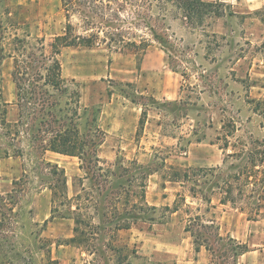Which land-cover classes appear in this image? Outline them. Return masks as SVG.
Wrapping results in <instances>:
<instances>
[{
  "label": "rangeland",
  "instance_id": "374dc122",
  "mask_svg": "<svg viewBox=\"0 0 264 264\" xmlns=\"http://www.w3.org/2000/svg\"><path fill=\"white\" fill-rule=\"evenodd\" d=\"M87 1L99 6L97 14L91 11L99 25L87 30L85 17L77 13L71 19L74 32L86 35L95 30L102 40L93 47L64 48L59 55L63 75L79 90L82 105L99 110L98 123L106 134L100 157L108 162L138 159L153 171L146 193L150 205L156 206L149 212L155 219L138 222L131 227L134 231H120L110 219L95 214V205L101 213L112 200L95 196L87 201L83 196L72 201L73 209L80 204L93 215L94 228H81L86 233L79 248L57 251L54 241L65 242L75 225L73 219L63 217L67 207L60 205V199L53 213L49 183H56L57 176L50 174L52 167L46 162L65 169L69 197L76 192L84 195L83 188L98 196V185L94 180H79L85 172L78 157L48 160L26 146L23 155L0 156V264H56L62 260L59 256L69 258L73 253L80 256V264H119L120 252L130 253L132 264H184L175 245L184 250L181 257L189 256L195 264H264V215L251 212L250 207L242 211L244 203L222 204L217 187L218 169L227 172L239 162L229 157L224 163L226 154L242 151V142L248 148L264 149V0H218L223 4L221 15L198 26L180 18L171 2L161 11L164 6L158 0ZM150 15L157 30L169 34L171 50L165 51L146 27ZM107 18L114 21V29H107ZM66 25L62 0H0V46L4 48L0 112L6 109L9 120L17 116L12 73L15 56L22 55L24 46L18 39L30 42L28 52L40 39L49 49ZM108 30L119 33L114 38L123 41L113 42ZM173 71L182 75L181 99L157 98L151 83L163 86L160 79ZM133 103L141 105V118L146 112L142 127L135 109L128 117L123 113L124 105L135 108ZM107 114L119 119L116 128L127 122V137L115 135L107 142ZM225 136L230 145L223 150ZM189 160L205 165H189ZM202 167L208 174L201 177L203 173L193 169ZM176 170H189L190 179L170 180ZM197 177L199 185L194 182ZM114 181L110 189L116 190L121 179ZM121 194L122 211L125 191ZM250 194L251 188L246 202L253 200ZM167 206L178 210L172 212ZM197 215L206 227L186 228ZM238 242L247 244L249 251L236 258ZM124 245L127 248L119 252Z\"/></svg>",
  "mask_w": 264,
  "mask_h": 264
},
{
  "label": "trees",
  "instance_id": "16d2710c",
  "mask_svg": "<svg viewBox=\"0 0 264 264\" xmlns=\"http://www.w3.org/2000/svg\"><path fill=\"white\" fill-rule=\"evenodd\" d=\"M109 1L118 3V0ZM158 1L164 6L163 9L160 8L161 11H165L164 8L171 2L180 11V18L193 26L204 25L206 18L220 16V5H223L218 0ZM88 3L87 0H62L67 17L66 29L63 34L54 37L49 44V49L44 39H40L28 52L26 45L30 42L25 39H18V42L24 43V46L22 55L15 56L12 73L16 86V100L12 104L16 107L17 116L11 121L7 118L8 111L6 109L0 112V141L2 142H0V156L23 155L26 146L32 151H39L42 155L47 151H53L63 155L76 156L81 161L80 168L85 172V176L79 180L81 182L84 179L94 180L95 184L98 185V196L94 190L86 191L83 188L84 195L76 192L74 197H69L68 178L65 169L58 167L57 164L46 162L48 166L52 167L50 174L57 176L56 183H49V188L52 191L53 213L56 211L55 201L60 199V205L63 204L67 207V212L63 214V217L71 218L75 222V236L70 241L76 245H81L84 241L83 235L86 232L81 228H94V225L93 215L85 212V209L83 211L80 204H77L73 209V200L81 199L83 196L87 201L94 199L95 196L101 201L107 200V198L112 200L109 206L107 204L103 206L101 213L98 212L99 209L95 205V214H100L106 221L110 219L115 228L118 229H129L138 222L150 223L154 221V216L149 212L156 209V206L150 205L146 200L147 183L153 171L137 159L128 161L124 158H117L114 162H108L99 156V148L106 135L98 123L99 110L82 105L79 90L72 88L63 75L59 55L64 48L70 46L93 47L99 40H102L101 34L95 30L86 35L74 32L75 27L71 19L77 13H81L85 17V23L89 27L87 30L96 29L99 25L91 14V11L97 14L95 10H98L99 6ZM108 7L112 10L111 5H107ZM151 10L153 9L151 8ZM152 16H149L146 27L155 40L163 45L165 51L171 50L169 34L157 30L151 23ZM114 25V21L107 18V29H114ZM109 32L113 34L110 37L113 42L123 41L114 38L115 35L119 36V33L108 30L107 33ZM205 35L209 36L210 34L205 33ZM0 52V58H4L2 45ZM145 116L146 112H143V117L140 120L141 127ZM84 119L86 120L85 127L82 125ZM229 135H232V132ZM227 136L224 137L225 144L222 146L224 150L230 145ZM242 144L244 145L242 151L235 150L226 154L224 163L229 157H236L239 160L238 163L231 164L229 168L232 170L225 172L221 170V167L218 169V176L221 180L217 182L221 194L220 202L222 204L232 203L236 207H239L240 203H244L246 205H241L242 211L250 207L251 212L261 216V214L264 215V149L248 148L247 142H242ZM117 169L120 171L118 172ZM193 170L196 173L202 172L201 177L208 174V170L203 167ZM114 179H121L118 183L119 188L116 190L110 189L111 184L116 181ZM188 179H190L189 170H176L170 180L184 181ZM199 181H201L199 177L194 180L196 185L200 184ZM135 186L137 189L133 190ZM250 188L252 194L248 198L253 197V200L246 202V193L249 192ZM123 190L125 197L121 211L119 204ZM208 201H211V198H208ZM84 205L83 208H85ZM167 209L172 212L178 210L177 207L171 209L169 206ZM250 216L249 219H251ZM190 221L186 228H194L195 224L206 227L200 215L195 216ZM236 246L238 248L235 253L236 258L249 251L248 245L245 243L238 242ZM122 247L119 252L127 248L126 245ZM206 248L210 249L208 245ZM196 250L199 251L200 248L197 247ZM131 253L134 254L135 250ZM129 257H131L130 253L122 256L120 252L118 263L123 264L127 261V264H132L128 260Z\"/></svg>",
  "mask_w": 264,
  "mask_h": 264
},
{
  "label": "crops",
  "instance_id": "0c3cea01",
  "mask_svg": "<svg viewBox=\"0 0 264 264\" xmlns=\"http://www.w3.org/2000/svg\"><path fill=\"white\" fill-rule=\"evenodd\" d=\"M256 7H259V6H256ZM165 73H167V72H165ZM171 73L172 74H167V75L164 74V76L160 79L161 82H159V83H163L164 84L163 86H161V85L154 86L151 83V86L154 87L153 88L154 94H155V96L157 98H161V99H165L166 98V99H170V100H173V101L181 99L182 75L180 76L177 72H174V71L171 72ZM170 79H173L174 82L170 83L169 81H167V80H170ZM133 104L136 106L135 108L131 107L128 104H125L123 113H124L125 117H128L129 115H134L131 111L133 109H135V111H137V119H138V122H139L141 120L142 107H141L140 104H136V103H133ZM107 120H108L107 121V139H108L107 142L109 141L110 137L115 136V135H119L120 137H127V133L126 132L128 131L127 130L128 129L127 128L128 124H127L126 121L123 122L124 125L120 124L121 126H118V128H116V123L120 122V121H118L119 120L118 118L114 117L113 119H111V118H109V116L107 114ZM116 130H119V131L114 133L113 131H116ZM110 133H112V134H110ZM122 142H124V141L122 140ZM120 143H121V141H120ZM64 156H68V155H63L61 153L53 152V151H47L45 153V158L48 159V160H52V159L58 160V159H60L61 157H64ZM73 157H76V156H73ZM109 157L110 156H107V158H109ZM189 161H190L189 165H199V166L205 165L202 162L201 163H196V162H193L191 160H189ZM146 200H147V202L149 204H151L150 199L147 197V193H146ZM74 225H75V222H74ZM122 230H125V231H128V232L134 231V229H132V228L120 229V231H122ZM74 236H75V230H74V233L71 232V233H69L66 236L67 240L65 242H61V243L59 242V244H57V242L54 241L55 242L54 244L57 246V251H58V249H59V251H62L61 250L62 247H66L67 251H70L69 249L74 250L75 248H79L78 247L79 245H76V244H74L73 242L70 241V239L73 238ZM159 247H160L159 244H157V246L153 247V249H156L155 251H157L159 249ZM175 251L177 252L178 258L180 257L179 259H181L182 262H184V264H195L196 263V261L192 260L189 256L181 257V256H183L184 250L182 248H180V245H175ZM59 258H61L62 260H60L56 264H80V256L77 253L71 254V256L69 258H63L61 256H59L58 259ZM47 264H49V263H47Z\"/></svg>",
  "mask_w": 264,
  "mask_h": 264
}]
</instances>
